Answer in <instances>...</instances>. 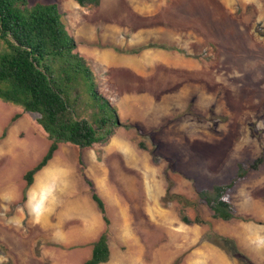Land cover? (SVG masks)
<instances>
[{
	"label": "rangeland",
	"instance_id": "374dc122",
	"mask_svg": "<svg viewBox=\"0 0 264 264\" xmlns=\"http://www.w3.org/2000/svg\"><path fill=\"white\" fill-rule=\"evenodd\" d=\"M28 1L58 5L128 127L59 144L25 188L50 141L0 100V264H83L104 227L84 177L110 219L102 264H264V158L228 191L232 222L197 196L264 155V0Z\"/></svg>",
	"mask_w": 264,
	"mask_h": 264
},
{
	"label": "trees",
	"instance_id": "16d2710c",
	"mask_svg": "<svg viewBox=\"0 0 264 264\" xmlns=\"http://www.w3.org/2000/svg\"><path fill=\"white\" fill-rule=\"evenodd\" d=\"M73 1L81 7L99 4V0ZM0 100L36 113V122L50 141L39 161L25 171V188L33 183L34 174L46 166L59 144L89 148L107 142L117 128L128 127L120 121L115 105L99 91L90 60L77 49L54 2L0 0ZM139 145L144 147L141 142ZM263 158L260 155L252 163L241 161L228 182L198 190V201L212 212L213 218L226 221L236 216L227 193L249 170H257ZM79 163L83 173L81 159ZM84 179L104 227L83 264H102L110 258V219L92 181ZM181 220L186 224L207 223L199 216L189 219L184 214ZM208 235H213L205 234L208 240L223 248L229 241L215 233Z\"/></svg>",
	"mask_w": 264,
	"mask_h": 264
},
{
	"label": "crops",
	"instance_id": "0c3cea01",
	"mask_svg": "<svg viewBox=\"0 0 264 264\" xmlns=\"http://www.w3.org/2000/svg\"><path fill=\"white\" fill-rule=\"evenodd\" d=\"M82 54H84L85 56L88 54V53H86V52H84V50H79ZM212 219L214 220V222L213 223H216L217 221H222V223H228V222H232L233 221V219H230V220H222V219H215V218H213L212 217ZM187 225V224H186ZM196 226H199V224H195ZM231 234L232 232H228V234ZM208 245V244H207Z\"/></svg>",
	"mask_w": 264,
	"mask_h": 264
}]
</instances>
